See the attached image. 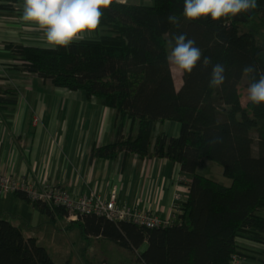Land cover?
Wrapping results in <instances>:
<instances>
[{
    "label": "trees",
    "instance_id": "trees-1",
    "mask_svg": "<svg viewBox=\"0 0 264 264\" xmlns=\"http://www.w3.org/2000/svg\"><path fill=\"white\" fill-rule=\"evenodd\" d=\"M18 1L0 0V8L12 9ZM183 3L113 0L103 10L95 38L68 47L14 42L4 47L16 56L13 68L54 86L81 89L114 109L115 139L93 148L91 157L113 159L121 151L166 157L191 176L188 196L175 204L178 212L172 224L150 228L79 214L70 222L83 236L108 239L134 252L141 264H232L233 255L264 264V247L260 255L250 256L241 243L249 239L264 246V103L254 105L240 91L242 81L245 89L252 81L251 76L244 77L245 66L264 70V0H257L258 7L244 22L232 16L188 21L182 15ZM170 13L178 16V25L167 22ZM250 20L263 28L262 39L257 30L247 28ZM180 33L194 39L212 63L207 68L197 64L190 74H182L177 87L166 57L168 41ZM217 63L224 65L226 79L221 87L211 88V68ZM17 100L18 88L9 82L0 84V109L14 108ZM206 106H211L214 116L211 123H205L210 120ZM166 121L180 123L178 136L156 132L157 125ZM128 124L135 131L124 136ZM215 138L219 142L211 144ZM204 160L222 166L230 183L200 174ZM13 193L29 201L24 192ZM32 204L52 221L68 213L44 202ZM0 264L57 263L35 237L0 217Z\"/></svg>",
    "mask_w": 264,
    "mask_h": 264
},
{
    "label": "crops",
    "instance_id": "crops-1",
    "mask_svg": "<svg viewBox=\"0 0 264 264\" xmlns=\"http://www.w3.org/2000/svg\"><path fill=\"white\" fill-rule=\"evenodd\" d=\"M130 1L153 3V0ZM22 8L23 0L12 9L0 8V84L9 82L18 88L15 107L0 109V170L36 182L52 180L74 197L95 191L108 199L115 193L120 202L161 216L171 213L173 192L179 190L181 200L186 199L191 177L180 171L177 162L125 151L113 159L91 157L93 148L115 139L114 109L88 97L81 89L54 86L36 74L12 67L17 60L5 50L6 43L51 47L37 25L21 19ZM97 35L98 29L85 38ZM171 69L173 72L172 66ZM130 127L128 124L124 136L135 131ZM159 131L176 137L180 123L158 124L156 132ZM181 173L188 179L186 184L175 179ZM222 183L229 184L230 179ZM0 217L28 233L50 220L32 202L15 193H0Z\"/></svg>",
    "mask_w": 264,
    "mask_h": 264
},
{
    "label": "clouds",
    "instance_id": "clouds-1",
    "mask_svg": "<svg viewBox=\"0 0 264 264\" xmlns=\"http://www.w3.org/2000/svg\"><path fill=\"white\" fill-rule=\"evenodd\" d=\"M118 2L126 4L127 0ZM112 4L113 0H23L21 19L37 25L44 32L47 45L52 48L68 47L74 41L84 40L86 34L95 32L100 27L103 10ZM257 7V0H184L182 15L188 21L200 18L217 21ZM166 20L173 25L179 23L175 13H170ZM168 44L171 51L166 60L181 74H190L197 64L207 68L212 63L211 58L204 56L195 40L186 33L172 36ZM242 71L252 78L247 87V101L254 105L264 103V70L258 71L254 65H247ZM225 79L224 65H212L209 87H221ZM218 142L219 138L210 141L211 144Z\"/></svg>",
    "mask_w": 264,
    "mask_h": 264
},
{
    "label": "rangeland",
    "instance_id": "rangeland-1",
    "mask_svg": "<svg viewBox=\"0 0 264 264\" xmlns=\"http://www.w3.org/2000/svg\"><path fill=\"white\" fill-rule=\"evenodd\" d=\"M247 28H253L258 31V36L263 38V28L258 22L250 20ZM168 54H170L169 44L167 45ZM173 76L176 86L182 82V74L173 68ZM245 75L244 77H246ZM244 81L240 83V91L243 98L246 99L247 89H245ZM204 112L209 115L210 120L205 123L214 121L211 106H206ZM198 172L206 177L225 182L226 176L222 173V166L214 161L207 160L198 167ZM47 224L40 228H34L31 233L23 231L26 234L36 238L38 244L44 246L51 258L57 263L62 264L70 260L71 264H136V255L134 252L119 247L114 242L105 239L90 236H83L80 228L63 218H56L54 221L47 219ZM44 226V227H43ZM27 235V236H30ZM243 250L248 255H260L263 245L250 241L249 239H241ZM247 264H256L252 258L244 260ZM138 264V263H137Z\"/></svg>",
    "mask_w": 264,
    "mask_h": 264
},
{
    "label": "built area",
    "instance_id": "built-area-1",
    "mask_svg": "<svg viewBox=\"0 0 264 264\" xmlns=\"http://www.w3.org/2000/svg\"><path fill=\"white\" fill-rule=\"evenodd\" d=\"M34 120H36V117H34ZM175 179L183 184L188 182V179L182 173L176 175ZM17 191L24 192L30 202L40 201L52 208H64L68 212L65 216L68 221L77 219L79 214H97L111 220H127L150 228L172 224L178 212L175 204L182 198L179 190L174 191L171 198L172 212L161 216L149 209L120 202L115 193L108 199L95 191H91L87 195L74 197L64 186L52 180L45 179L41 182H36L32 179L19 177L10 172L0 170V193L8 194ZM232 264L247 263L233 255Z\"/></svg>",
    "mask_w": 264,
    "mask_h": 264
},
{
    "label": "water",
    "instance_id": "water-1",
    "mask_svg": "<svg viewBox=\"0 0 264 264\" xmlns=\"http://www.w3.org/2000/svg\"><path fill=\"white\" fill-rule=\"evenodd\" d=\"M251 13H252V10L250 12L243 13V14L237 15L235 17H232V19L235 21H243L244 22L251 15Z\"/></svg>",
    "mask_w": 264,
    "mask_h": 264
}]
</instances>
